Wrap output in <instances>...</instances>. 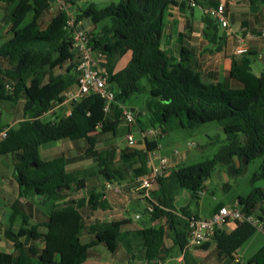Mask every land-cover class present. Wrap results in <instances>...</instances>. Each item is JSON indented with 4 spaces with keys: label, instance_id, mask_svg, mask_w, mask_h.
Listing matches in <instances>:
<instances>
[{
    "label": "trees",
    "instance_id": "obj_1",
    "mask_svg": "<svg viewBox=\"0 0 264 264\" xmlns=\"http://www.w3.org/2000/svg\"><path fill=\"white\" fill-rule=\"evenodd\" d=\"M63 1L70 5L77 23L82 22L83 26L89 23L91 45L95 52L104 55L105 67L101 65V69L116 92V102L106 112L99 95H86L73 101L70 116L44 122L42 117L63 104L78 87L79 55L75 53L72 34L66 29L68 14L52 9L54 0H0L9 13V22L5 20L9 28L0 35V102L17 104L24 100V119L5 131L0 127V134L6 132L0 140V156L15 157L20 198L34 195L54 205L64 202L47 215L46 222L45 214L37 213L36 223L31 224V209L26 210L17 200L11 207L5 232L14 252H0V264H86L94 246L103 244L112 253L118 250L122 230L130 220L116 221L104 228L92 225L87 228L81 212L85 201L63 200L85 188L90 177L115 178L113 152L96 148L102 136L118 134L122 124L128 127L125 102L146 89L144 80L156 99L147 108L152 113V129H159V136L165 132L162 124L172 119L191 131L218 122L227 136L226 144L213 158L174 168L167 178L156 181L159 186L157 191L151 189L152 200L145 199L152 208L147 212L150 226L139 230L138 235L143 241L145 260L158 264L168 255L167 238L173 239L180 251H185L189 242L188 222L178 215L175 207L178 194L187 190L196 197L220 164L228 167L232 176H238L245 167L244 157L249 165L264 156V71L254 72V54L248 49L247 53L237 55L240 59L233 60L228 81L206 83L188 59L177 61L169 56L161 46L164 12L168 6L177 4L176 0H121L104 7L89 0L85 7L78 6L77 0ZM249 1L264 4V0ZM204 14L203 21L216 38L218 23ZM127 52L132 53L130 63L115 72L118 60ZM134 114L136 127L144 113L140 110ZM61 141H83L85 146L80 150L83 149L84 159H95V166L70 170L72 159L66 154L50 161L41 159L42 146ZM145 141V152L125 149L121 154L124 163L138 165L135 179L150 174V154L158 147L157 141L148 138ZM259 182L264 183V160L251 177L252 191L239 197L237 203L244 215L255 216L264 225V187H257ZM95 197L98 195L91 192L87 201L91 209L96 207ZM224 206L219 204L216 212ZM180 213L190 217L186 209ZM18 224L19 229L15 230ZM236 224L237 228L230 233L217 230L212 241L198 249L208 250L215 244L220 258L234 260V254L258 232L248 222ZM85 228L95 234V240L87 244L81 240ZM237 264H264V245L253 257Z\"/></svg>",
    "mask_w": 264,
    "mask_h": 264
},
{
    "label": "crops",
    "instance_id": "obj_2",
    "mask_svg": "<svg viewBox=\"0 0 264 264\" xmlns=\"http://www.w3.org/2000/svg\"><path fill=\"white\" fill-rule=\"evenodd\" d=\"M83 1L86 2V0ZM176 1L177 4L168 6L164 12V26L161 41L162 49L177 61H181L183 57L188 59L192 67L202 74V78L206 83H223L228 81L233 60L240 59L236 54L238 38L250 32L259 35L264 30V4L259 2L253 4L249 0H194L197 6H192L193 0ZM220 5L225 6L226 16L230 26L227 29H222L218 25L217 36L213 38V31L207 29L203 21L205 16L204 8H217ZM85 28H90L89 23L85 25ZM245 44L264 67V39L257 36L253 40L247 39ZM131 59L132 53L127 52L123 58L118 60L115 72L126 68L128 65L126 66L125 64V67L123 64L127 62L129 64ZM260 71L263 72L264 69L260 68ZM0 103H3L1 106H4L9 111V118L5 120L3 118V111L0 109V127H3V131L9 127H16L24 119V100H21L17 104L9 102ZM130 109L132 111L134 110L133 112L143 111L144 116L141 118L139 125L134 127L132 131L125 124L120 125L118 127V134L102 136V142L96 148L98 151L108 150L113 152L114 164L117 168V172L112 173L115 178L106 180L105 177L100 175L90 177L86 180L85 188L71 193L69 198L63 200L67 201L73 198L80 202L85 201V206L82 207L81 212L85 218V226L87 228L91 225L92 227L104 228L116 221H131L122 230L120 245L115 253H106L101 247L102 244L94 246L90 251L91 255L86 263L149 264L145 260L143 241L138 235V231L150 226V216L148 213L143 215L138 212L136 206L137 203L144 202L147 206L146 211L148 212L150 204L142 196V190L140 189V180L142 178H134V173L138 165L135 162L131 164L124 163L121 159L122 151L125 149H136L145 152L147 150L146 138L151 142L157 141L158 147L152 154L153 156L160 154V156L167 158L171 162L170 173L174 168L187 164L191 153L190 151H180L177 149L170 155H161V149L163 147L160 141L168 135L167 128L170 131L181 128L177 119H172L169 123L162 124L165 132L161 136L148 135V132L153 128L152 113L149 111L146 112L142 107H130ZM73 110V101L67 97L63 104L45 114L42 120L48 118V122H55L59 118L70 116ZM130 132L134 135V143H130L127 139V135ZM2 138L3 135L0 134V140ZM189 145L192 148L195 146L191 143ZM84 146L85 143L83 141L77 143L72 141L52 142L41 147L40 156L42 160L50 161L62 154H66L72 159V164L68 167L70 170L89 169L95 166L96 162L95 159H84L83 149L80 150ZM155 157L156 160L159 159L157 156ZM158 186V182H154L152 190L157 191ZM206 189L205 187L203 191L198 192L196 197H193L190 192H180L175 199V207L179 212L178 215L187 222L190 217L200 219L211 218L221 203L214 206L206 216H202L200 210L192 208L191 206V201H196L199 199V196H204ZM91 192L98 195V197L94 198L97 201L94 209L89 208L87 202ZM1 200L3 204L0 203V252L8 254L14 252V245L5 237V232L7 231L9 217L12 213L11 207L17 200L23 203L26 210L31 209L33 213V218L30 221L31 224L36 223L37 213L40 215L45 214L44 220L46 222L47 215L59 204L64 203L60 202L54 205L52 201H47V199L34 195H29L28 198H20V186L15 179V157L13 155L0 156ZM236 205L238 207V203ZM3 206L6 210H3ZM182 209H186L190 217L183 216L180 213ZM133 218L135 223H133ZM138 221H141L140 225L137 223ZM163 223L161 222L160 224ZM236 228L237 224L230 222L222 229L230 233ZM17 229H19V224L15 230ZM41 231L46 232L45 229ZM81 240L85 244L90 243L95 240V234L85 228L82 230ZM165 247L168 255L166 257L164 256L163 260L167 264H237L245 261L240 250L234 254V257L239 258V260L220 258L217 254L218 251L215 244H212L208 250L194 248L180 251L175 246L173 239L167 238ZM151 264H154V262Z\"/></svg>",
    "mask_w": 264,
    "mask_h": 264
},
{
    "label": "built area",
    "instance_id": "obj_3",
    "mask_svg": "<svg viewBox=\"0 0 264 264\" xmlns=\"http://www.w3.org/2000/svg\"><path fill=\"white\" fill-rule=\"evenodd\" d=\"M192 6H197L194 1L192 2ZM57 8L68 14L66 29L72 34L75 49L79 55L77 91L70 93L68 98L71 101H78L86 95H99L105 102L104 110L109 112L111 106L116 102V92L109 85L107 75L101 69V65L104 63V55L94 51L91 45L89 30L83 26L82 22H76L75 15L70 5L63 0H54L52 9ZM204 12L214 18L222 29L229 28L230 25L224 5L204 10ZM256 37L257 36L251 32L247 33L245 36H240L238 38L236 54L242 55L247 53L249 48L246 46L245 41ZM259 37L264 38V30ZM123 110L128 121V127L130 131H132L136 125V115L130 108L124 107ZM5 135L6 132L3 134V137ZM148 135H159V129H151ZM127 139L130 143H134V135L132 132L127 135ZM170 163L171 162L165 157L156 160L153 154H150V174L140 180V189L143 192L144 199H151L150 193L154 182L170 174ZM152 202H154V200ZM149 211H152L151 205ZM238 221L248 222L255 226L258 231L264 233V225L258 218L244 215L239 207L229 209L224 206L209 219H200L197 217H190L188 219L189 242L185 250L199 248L211 242L217 230H221L230 222L236 223ZM235 259L239 260L237 257H235ZM158 264L167 263L165 260L160 259Z\"/></svg>",
    "mask_w": 264,
    "mask_h": 264
},
{
    "label": "rangeland",
    "instance_id": "obj_4",
    "mask_svg": "<svg viewBox=\"0 0 264 264\" xmlns=\"http://www.w3.org/2000/svg\"><path fill=\"white\" fill-rule=\"evenodd\" d=\"M120 1L121 0H89L90 3H95L98 7H104L111 3H119ZM88 4L89 3H86L83 0H77L78 6L85 7ZM4 5L5 4L0 5V35L9 28V24L6 23L9 18V13L4 8L6 5ZM7 22H9V20ZM253 61L254 72L260 74V68L264 69L263 65L255 57L253 58ZM127 63H124L123 66H125V64L127 66ZM143 85L146 89L140 95L129 98L125 102L126 107H142V109L147 112L148 105L156 101L149 92V84L147 80L143 81ZM1 104L3 103H0V109L3 111V118L7 120V118H9V111L4 106H1ZM43 121L48 122V118H44ZM167 133L168 135L160 141V144L163 147L161 149V155H170L177 149L180 151H190L191 153L187 164H196L213 158L219 149L226 144L227 139V136L221 129V124L218 122L204 124L194 131L183 130L181 128H176L175 131H170V129L167 128ZM189 143L194 144L196 147L194 146L192 148ZM155 156L158 158L162 157L160 154H155L154 157ZM263 160L264 156L252 161L247 167H244L242 173L238 176H232L228 167L225 165H218L212 177L205 183V187L207 188L205 195L199 196V199L196 201H191L192 208L200 210L202 216H206L208 212L219 203L225 204L229 209H235L237 207L236 203L238 198L245 197L252 191L251 177L259 171ZM256 186L264 187V183L259 182ZM184 191L188 192L187 190H183V192ZM197 201L200 204H197ZM0 203L3 204V201L1 200ZM3 210H6L4 206ZM136 210L143 215L147 214V206L144 202L137 203ZM133 223H135L134 218ZM137 223L140 225L141 221H138ZM263 245L264 233L258 231L252 241L248 242L240 250L244 260L253 257ZM101 247L106 253H111L105 245L102 244ZM86 264L90 263L87 262Z\"/></svg>",
    "mask_w": 264,
    "mask_h": 264
},
{
    "label": "water",
    "instance_id": "obj_5",
    "mask_svg": "<svg viewBox=\"0 0 264 264\" xmlns=\"http://www.w3.org/2000/svg\"><path fill=\"white\" fill-rule=\"evenodd\" d=\"M75 53H77V50H75ZM102 66L105 67L104 64H103ZM133 111H134V110H133ZM20 160L23 161V159H20ZM243 161H244V165H245V167H247V166H248V164H247V158L244 157Z\"/></svg>",
    "mask_w": 264,
    "mask_h": 264
}]
</instances>
